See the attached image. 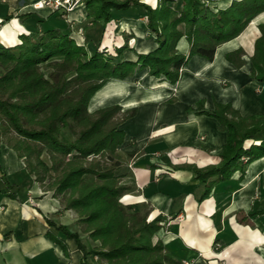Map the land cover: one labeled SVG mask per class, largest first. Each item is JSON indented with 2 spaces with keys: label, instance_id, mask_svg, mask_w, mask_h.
<instances>
[{
  "label": "trees",
  "instance_id": "obj_1",
  "mask_svg": "<svg viewBox=\"0 0 264 264\" xmlns=\"http://www.w3.org/2000/svg\"><path fill=\"white\" fill-rule=\"evenodd\" d=\"M81 4L96 33L89 32L86 44H78L65 25L44 19H39L42 29L20 34V43L0 44V145L23 159L27 175L60 199L62 210L76 212L78 231L48 216L42 221L47 236L66 252L65 240L75 241L81 264H182L170 247L156 240L161 220L149 221L134 206L121 202L129 190L122 184L121 171L142 154L133 150L124 156L119 151L125 139L120 126L138 109L122 111L114 104L90 113L88 106L108 81L133 76L138 66L176 84L193 57L213 61L222 44L240 36L264 13V0H232L226 8L212 7L207 0H82ZM133 8L142 9L157 43L147 53H136V62L124 57V51L134 50L128 44L134 36L123 35L112 50L103 43L106 27L116 18L114 12ZM259 29L250 77L264 82V23ZM183 37L189 44L187 54L177 49ZM244 55L238 48L225 57L241 68ZM204 103L198 100L196 110L215 118L227 136L220 160L205 167L173 166L194 173L204 185L202 199L236 172L241 173V181L247 166L264 157V113L244 117L231 103L218 102L206 112ZM254 216L264 217V207L247 218ZM81 234L88 236L90 245Z\"/></svg>",
  "mask_w": 264,
  "mask_h": 264
},
{
  "label": "crops",
  "instance_id": "obj_2",
  "mask_svg": "<svg viewBox=\"0 0 264 264\" xmlns=\"http://www.w3.org/2000/svg\"><path fill=\"white\" fill-rule=\"evenodd\" d=\"M38 1L0 0V44L16 45L20 43V34L42 29L39 19L65 25L78 44L80 41L87 43L89 32L96 35L94 29L87 25L90 20L82 4L70 12L69 20H52L56 16L54 10L47 6L34 8ZM231 1L212 0V4L226 8ZM26 14L30 16L23 18ZM8 16L12 17L6 20ZM115 20L119 23V32L127 29L137 35L136 53H147L157 46L148 35L143 17L137 20H119L116 17ZM261 23H264V13L253 20L240 36L222 44L213 61L193 57L182 69L176 84H171L164 76L150 77L144 70L133 76L139 78L142 85H137L131 77L112 79L98 91L111 82H119L130 85L127 95H135V101L128 106L124 103L128 96H124L109 99L92 110L114 104L121 106L122 110L138 109L134 117L120 126L125 132L122 154L126 156L133 150L142 154L137 161H128L121 171L125 174L122 184L129 186L121 202L134 206L149 221L160 219L163 227L156 234V240L170 247L171 254L181 262L264 264V227L257 223L264 217L246 218L264 205V196L257 199L253 196L259 189H264V157L247 166L241 181V173L236 172L230 181L215 187L206 199H202L204 185L196 180L193 172L173 168L182 164L205 167L220 160L226 133L218 129L219 123L215 118L196 110L198 100H205L206 112H211L214 102H218L231 103L244 117L264 113V82L250 77L251 56L255 41L261 34ZM79 29H83L82 36H77ZM112 36L107 33V37ZM181 43H184V48H181ZM238 48L245 52L242 57L245 64L241 68H236L225 57ZM188 49L187 40L182 38L178 51L187 54ZM221 49L222 68L217 65ZM136 53L129 51L124 57L136 61ZM185 79L190 85L181 91L180 86ZM230 89L234 93L232 96L220 98L219 93ZM161 90L165 91L164 97L151 101L150 94ZM171 98H176V101L168 102ZM189 107L193 110H188ZM212 136L213 142L210 141ZM250 143L246 142L247 145ZM58 203L50 192L44 191L27 175L23 159L5 144L0 145V264H81L82 253L73 239L65 240L66 252L47 236L42 216L51 217L57 223L78 231L74 211H62ZM60 210L62 212L58 214ZM239 212L245 213L241 219H237ZM83 236L81 234L82 239ZM89 262L94 261L89 259Z\"/></svg>",
  "mask_w": 264,
  "mask_h": 264
},
{
  "label": "rangeland",
  "instance_id": "obj_3",
  "mask_svg": "<svg viewBox=\"0 0 264 264\" xmlns=\"http://www.w3.org/2000/svg\"><path fill=\"white\" fill-rule=\"evenodd\" d=\"M139 1H141V2H143V1H146V0H139ZM208 2H209V5L210 6H212V7H215V5H213L212 4V0H207ZM79 5H81V4H79ZM78 6V5H77ZM74 8H76V7H74ZM56 13H58L59 15H57V16H54L53 18H52V20H54V19H58V20H60V19H65V20H69V14H70V12H72L73 10H71V11H66V10H63V9H59V10H54ZM115 14H116V17H118L119 18V20H121L122 18L123 19H125V20H137L138 19V17H143V22H144V24H145V26H146V24H147V18L143 15V13H142V9H130V11H128L127 13H116V12H114ZM62 17V18H61ZM116 19V18H115ZM113 20L107 27H106V36L104 37V39H103V43H104V45L105 46H107L108 47V49L109 50H112V44H114V43H116L117 45H120L119 44V42H120V38L123 36V35H125V34H128V35H132V36H134L133 38H131V39H129L128 40V44H129V46L130 47H133L134 48V50H126V51H124V54H126V53H128L129 51H131V52H134V53H136V50H135V48H136V43H137V35L133 32V31H131V32H129L127 29H124L123 31H121V32H119L117 29H118V22H117V20ZM90 20V19H89ZM69 22V21H68ZM70 24H72V22H69ZM88 25V27L90 28V29H93V26H92V22H91V20H90V22L87 24ZM146 29H147V27H146ZM148 30V29H147ZM111 31H113V32H111ZM111 33V35H113L112 37H107V33ZM82 33H83V29H79V33L77 34V36H82ZM148 35L151 37V38H153L154 39V41H155V37L153 36V35H150V33H149V31H148ZM148 35L146 36V37H148ZM146 37H144V38H146ZM79 38V40L81 39L80 37H78ZM143 38V39H144ZM183 38H185V37H183ZM181 40V39H180ZM81 42V44L83 43L82 41H80ZM180 42V41H179ZM179 44V43H178ZM157 47V46H156ZM155 47V48H156ZM177 49H178V45H177ZM153 50V49H152ZM138 57V56H137ZM137 60H138V58H137ZM136 60V61H137ZM136 61H134V62H136ZM144 70H146L147 71V73H148V69H140V67L138 66L137 68H136V70H135V72H134V75L136 74H140L141 72H143ZM45 73H46V71H44ZM133 75V76H134ZM148 75H149V73H148ZM133 76H130L131 78H134ZM150 77H154V76H151V75H149ZM156 78H160V77H156ZM124 80V79H123ZM111 81V80H110ZM133 81H135L136 82V84L137 85H142V82L140 81V79L139 78H134L133 79ZM122 108V107H121ZM93 108H91V107H89L88 106V110H89V112L90 113H92V112H94L95 110H92ZM128 110V109H127ZM122 111H126V110H122ZM125 140V139H124ZM123 145V144H122ZM121 145V147L123 148V146ZM121 147L119 148V151L122 153V151L124 150V149H121ZM44 158L47 160V156H44ZM132 162H130V164H131ZM88 178V180H90V177H87ZM49 192V191H48ZM51 194H52V192H50ZM44 196V194L41 196V197H43ZM253 196H254V198H261V197H263L264 196V189H259L258 191H256L255 192V194H253ZM53 197V196H52ZM57 199V198H56ZM57 201L59 202L58 204H59V206H60V208L62 209V203H61V200L60 199H57ZM263 207H264V205H263ZM62 211H64V210H62ZM61 210L58 212V214L59 213H61L62 212ZM75 213V215H74V217H75V219L77 218V214H76V212H74ZM244 214L245 213H240L239 212V214H238V216H237V219H241L243 216H244ZM247 218V217H246ZM249 222H250V220H249ZM257 223H259V224H261V227H264V219H259L258 221H257ZM220 238H221V236H220ZM83 241L86 243V244H88V245H90L91 244V242H90V240H89V238H88V236L87 235H84L83 236ZM178 253L179 254H181V251H178ZM178 256V255H177Z\"/></svg>",
  "mask_w": 264,
  "mask_h": 264
},
{
  "label": "bare ground",
  "instance_id": "obj_4",
  "mask_svg": "<svg viewBox=\"0 0 264 264\" xmlns=\"http://www.w3.org/2000/svg\"><path fill=\"white\" fill-rule=\"evenodd\" d=\"M228 1V0H227ZM228 3V2H227ZM223 6L225 4H222ZM181 48H184V43H181ZM222 50L221 49L219 51V54H218V57H217V65H218L220 68H222L221 66V63H222V60H220V55L222 53ZM218 68V67H217ZM216 72V71H215ZM186 74V73H185ZM110 83V82H109ZM255 83V82H254ZM190 85V82L187 81V79H185L183 81V83L181 84L180 86V90L181 91H185ZM130 90V85L127 84V83H119V82H115V83H112L107 85L104 89H102L100 92H98V94L93 98L92 100V105H91V108H94L95 106L97 105H100V104H103L104 102H107V100H112V99H120L121 97H124V96H128V98L124 101L125 105H129L131 103H133L135 101V98H134V94L133 95H127L128 94V91ZM147 94V93H146ZM164 94H165V91L164 90H161L159 92H156V93H153V94H150V97L151 98L150 100L151 101H158L159 99L163 98L164 97ZM234 93L232 91V89L226 91V92H223V93H219V96L220 98L222 99H227L229 98L230 96H232ZM115 95V96H113ZM113 96V97H112ZM203 123V122H202ZM183 125V124H182ZM191 125V124H190ZM206 126V125H205ZM183 127V126H182ZM185 127V126H184ZM192 129V128H191ZM179 131V130H177ZM203 131V130H202ZM187 132V131H185ZM191 133V132H190ZM189 133V134H190ZM177 134V133H176ZM192 135V134H191ZM182 136V135H181ZM187 137V136H186ZM189 137V135H188ZM210 141L213 142V136L210 138ZM218 154V153H217Z\"/></svg>",
  "mask_w": 264,
  "mask_h": 264
},
{
  "label": "built area",
  "instance_id": "obj_5",
  "mask_svg": "<svg viewBox=\"0 0 264 264\" xmlns=\"http://www.w3.org/2000/svg\"><path fill=\"white\" fill-rule=\"evenodd\" d=\"M82 0H40L34 4V8L51 7L53 10L63 9L71 11L77 5L81 4ZM181 220V219H180ZM182 264H190L188 261H182ZM221 264H224L222 261Z\"/></svg>",
  "mask_w": 264,
  "mask_h": 264
}]
</instances>
